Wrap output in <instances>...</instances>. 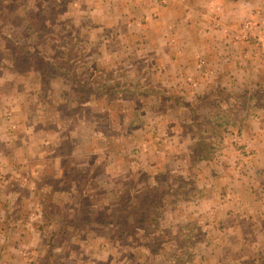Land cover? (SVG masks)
I'll return each mask as SVG.
<instances>
[{
  "label": "rangeland",
  "instance_id": "1",
  "mask_svg": "<svg viewBox=\"0 0 264 264\" xmlns=\"http://www.w3.org/2000/svg\"><path fill=\"white\" fill-rule=\"evenodd\" d=\"M135 3L0 0V264H264L263 236L259 251L243 241L264 222V12L228 25L234 48L216 65L193 50L148 64L114 34L135 29ZM137 166L157 182L132 200ZM130 203L140 214H112V228L85 224ZM62 221L75 225L63 236Z\"/></svg>",
  "mask_w": 264,
  "mask_h": 264
},
{
  "label": "crops",
  "instance_id": "2",
  "mask_svg": "<svg viewBox=\"0 0 264 264\" xmlns=\"http://www.w3.org/2000/svg\"><path fill=\"white\" fill-rule=\"evenodd\" d=\"M99 1L102 2V0ZM114 1L116 2L120 0ZM121 1L124 2L125 0ZM135 1L137 2L135 3L137 4V9H139L136 10L138 12L133 11L136 12L134 16L135 26L133 25L135 29H131V27L126 25H121L116 31H114V34L123 41L121 43H124L118 51L120 52L119 54L128 52V50L135 52L136 54H143L145 57L141 59V62L148 64H157V59L160 58V56L164 57L166 62H168L169 59L171 62H174L173 58H180V60H183V63L180 64H186L187 61H185V59L189 56L186 51L193 50L194 52H197L194 64L199 65V63L203 62L207 66L216 65L220 59H223L222 55L225 54V49L234 48L233 37H223L225 36L224 33L229 31L228 25L243 22L254 12L259 14L264 12L263 7H261L262 0H175L172 5L163 7L159 12L155 13L148 9L144 10L140 8L141 4H138L142 2L141 0ZM140 9L142 10L140 11ZM244 9L247 11H244ZM139 11L141 12L140 15ZM95 13L101 14L102 12L98 8ZM151 16L154 18H150ZM125 22L127 25H131L129 22ZM207 24H209V26H207ZM217 24L219 25L218 27ZM122 34L126 35V37ZM110 42L111 41L107 40L103 43L104 49L106 45L110 44ZM156 42H158L159 45L156 46ZM162 43L171 45L172 49L168 52L167 45H165L163 49L159 51L158 48H161ZM173 44L176 45L178 51H181L184 54L183 56L176 58L173 54H170L171 51H174ZM131 45L132 47H130ZM166 50L168 52L167 54L165 53ZM140 58L137 57V60ZM127 60L131 61L132 57L125 59L124 61L126 62ZM39 87V85H36L34 89L39 90ZM59 165H62L61 158H59ZM251 186H253L254 189V185L252 184L250 187ZM243 188L246 189L247 187ZM245 219L246 218L242 219L244 222L243 225L249 222L248 219ZM252 220L251 224H255L254 222L257 221L255 218ZM259 220L261 221L262 219ZM230 227V229H232L237 226L231 224ZM255 227L259 229L252 230L253 236L251 231L250 233H242L243 235L247 234L248 236H252L250 240H247L244 235L243 241H253L255 246L252 247V250L259 251V243H261L259 237L263 236L264 242V222L260 223V227H258V224H255ZM234 231H236V229H234L233 232ZM234 239H237L238 241L240 238L237 237ZM21 240L23 241V248L21 251L24 252L26 250L25 238L23 237ZM250 256L253 258L258 257V255Z\"/></svg>",
  "mask_w": 264,
  "mask_h": 264
},
{
  "label": "trees",
  "instance_id": "3",
  "mask_svg": "<svg viewBox=\"0 0 264 264\" xmlns=\"http://www.w3.org/2000/svg\"><path fill=\"white\" fill-rule=\"evenodd\" d=\"M38 16V15H37ZM32 57H38V55H37V53H36V51H34L33 53H32ZM39 58V57H38ZM46 74H48V73H45L44 75H42L41 76V82H40V86H41V88H45L46 86V84H45V78H46ZM72 80L73 79H76L77 80V78H71ZM47 80V79H46ZM257 86H260V85H257ZM115 92V91H114ZM136 96H137V94H136ZM252 98H254V97H252ZM261 100H263V99H261ZM55 126V125H54ZM53 125L51 126V128L53 129V127H54ZM198 155V160H197V162L200 160V159H202V153H201V151H199L198 153H197ZM193 161H195V159L193 160ZM140 164L138 163V166H139ZM91 166L93 167L94 166V164H91ZM137 166V168H136V170H132V173H131V175H132V177L134 178V187H133V192H134V195L132 194V196H131V199L132 200H137V194L138 193H141V192H147V188H146V186H144V187H141L142 189H138L137 188V185L138 184H140V183H144L145 184V182H148V181H151V182H157V180H156V178L153 180L152 178H151V176L150 175H148L147 174V172L146 171H144L143 169H140L139 167ZM65 173H63V179H64V181H67L68 183H70V185H69V187L71 188V190H74L75 189V181L70 177V176H68L67 175V173L68 172H66V171H64ZM144 178H147V180H145ZM135 187H136V190H135ZM153 189H151L150 190V192L152 191ZM77 192H79L78 190H77ZM77 192H75V193H77ZM162 195H166V193H164L163 192V194ZM157 202H161V200H160V197H158V201ZM42 204V206H41V210H40V214L43 216V217H47V216H49V214H51L52 213V210H54L53 208H54V201L53 200H48V203L46 202V204L48 205V206H44L45 204H43V203H41ZM156 204V202L153 204V206ZM117 206H119V210L118 209H115V208H113V210H109V209H105L104 208V210L103 211H101V212H103L105 215H103L102 216V218H100V219H97V220H95V219H92V218H89V219H87V220H85V224H92L93 223V225H96L97 226V228H98V230L100 231V230H103V228H105V229H107L108 227H111L112 228V223H109L107 220L110 218V217H112L113 215L112 214H117V213H119V212H124V211H127V216H137L138 214H140V212H141V210H138V212L136 213V209H138L137 208V205L135 204V203H130L129 205H121V204H118ZM162 206H159V208H157V209H160ZM133 209H135V212H133L132 210ZM78 207L76 206V207H73V211L75 212V214H77L78 213ZM114 211V212H113ZM109 212V213H108ZM17 213H18V215H20V213L19 212H15L14 210L12 211V214H15L16 215V217H13V219H12V222H17V221H19V217L17 216ZM144 215H145V213H143L141 216H142V221L145 219V221L147 220V218L146 217H144ZM79 220V219H78ZM63 222V225L61 226V229H60V234H62V236L63 235H66V233H67V230H68V228H70V227H72V226H75V225H73V222L72 223H69V222H66V221H62ZM152 224V223H151ZM111 225V226H110ZM133 226L134 225H132V227H130L129 225H127V224H124V225H122V227H121V229H120V231H119V233L122 231V232H125L126 230H124V229H133ZM62 230H64V231H62ZM135 232H134V230L133 231H130L128 234L131 236V239L134 237V234ZM53 236H54V234H51L50 235V238H49V241H48V245H49V247H48V249H47V251H46V256H45V260L47 261L48 260V262L50 261V256L52 255V253L55 251V244H51L50 242L53 240ZM130 249H134L133 248V246H130Z\"/></svg>",
  "mask_w": 264,
  "mask_h": 264
},
{
  "label": "built area",
  "instance_id": "4",
  "mask_svg": "<svg viewBox=\"0 0 264 264\" xmlns=\"http://www.w3.org/2000/svg\"><path fill=\"white\" fill-rule=\"evenodd\" d=\"M261 36L264 38V30L262 31Z\"/></svg>",
  "mask_w": 264,
  "mask_h": 264
}]
</instances>
